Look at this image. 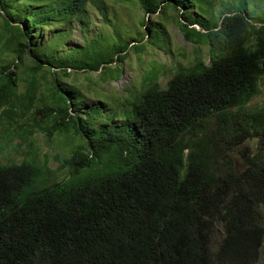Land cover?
Returning <instances> with one entry per match:
<instances>
[{
    "label": "trees",
    "instance_id": "1",
    "mask_svg": "<svg viewBox=\"0 0 264 264\" xmlns=\"http://www.w3.org/2000/svg\"><path fill=\"white\" fill-rule=\"evenodd\" d=\"M138 2L146 13L180 14L194 61L176 64L165 86L153 62L140 90L91 103L65 80L69 69L91 84L94 75L118 80L131 51L166 49L161 27L145 17L137 38L113 27L60 54L37 41L41 31L83 16L86 33L87 5L107 15L106 0H0V123L29 148L23 162L0 161V264L259 263L264 104L250 103L262 91L264 24L252 22L246 7L216 16L212 1L197 15L192 0ZM36 105L43 117L27 120ZM37 130L49 143L72 140L62 180H50L46 154L40 161ZM251 139L258 144L246 146L236 172L228 154Z\"/></svg>",
    "mask_w": 264,
    "mask_h": 264
},
{
    "label": "rangeland",
    "instance_id": "2",
    "mask_svg": "<svg viewBox=\"0 0 264 264\" xmlns=\"http://www.w3.org/2000/svg\"><path fill=\"white\" fill-rule=\"evenodd\" d=\"M210 1H212L216 16L222 15L224 12H237L246 7L252 22L259 25L264 24V0H192L194 6L191 9V13L197 15L198 12L196 8L203 7L206 9ZM105 10L107 11V15L98 12L96 7L87 5L83 13H88L90 19L88 20L90 22L89 29L86 31L88 36L82 27L85 25V22L81 21L84 18L81 16L79 18L75 17L74 20L69 23L55 25L52 28H44L40 33V37L37 38V41H40L42 46H58V53L61 54L84 46L88 38H93L96 34L100 33V31L109 34L112 32L113 27L118 28L123 34H128L129 38L134 39L137 38L135 35L136 32L143 33V30L140 29V22L146 17L149 25L161 27L169 43L166 49L149 45L146 48V53L142 55L131 51L130 56L120 65L122 68V75L118 80L104 81L99 79L97 75H94L95 83L91 84L85 75L74 74V71L69 69L71 76L65 80L82 89L86 98L89 99L88 102H96L98 98H103L105 101H107L108 98L109 101H112L119 97H129L132 92L142 88L145 75L152 70L153 62L158 64L160 81H162V84L165 86L171 76V70L175 68L176 64L185 66L194 61V44L185 40L177 24V18H179L180 14L173 9L167 8L164 10V8H162V10L157 13H146L138 0H129L127 2L106 0ZM182 11L184 10L182 9ZM172 16L175 17L173 18ZM1 24L2 17L0 16V32L2 30ZM60 32H62L63 35L60 36ZM15 39L16 37L14 38V42ZM202 56L209 62V50L206 47L202 48ZM27 63L32 64L29 58H27ZM46 75L48 78H52L51 74L47 73ZM20 87L21 90L25 88L23 85ZM46 91L45 86L38 91L37 101L39 105L42 103L40 100L44 99V96H46ZM263 104L264 77L262 78V91L251 101L250 106L256 107ZM38 109L39 106L36 105L27 115V120H31L34 115L38 118H42L43 114ZM19 124L20 121L17 125ZM257 144L258 141L251 139L242 146L230 151L228 158L236 172L241 171L245 167L242 152L245 150L246 146L256 148ZM35 147L37 148L40 161H45V154L48 156L49 166L51 170H54V172L49 173L51 181L62 180L69 174V167H63L62 161L64 157L68 155V152H70L72 140L66 136H57L53 142L49 143L45 136V132L38 131ZM28 154V146L22 143V139L14 135L13 130L7 122L0 123V161H8L11 159L20 163L28 157ZM222 236V229H217L214 236L215 243L218 244ZM258 264H264V247Z\"/></svg>",
    "mask_w": 264,
    "mask_h": 264
}]
</instances>
